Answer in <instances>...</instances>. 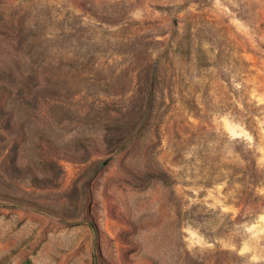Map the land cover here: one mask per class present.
<instances>
[{
  "label": "rangeland",
  "instance_id": "rangeland-1",
  "mask_svg": "<svg viewBox=\"0 0 264 264\" xmlns=\"http://www.w3.org/2000/svg\"><path fill=\"white\" fill-rule=\"evenodd\" d=\"M0 264H264V0H0Z\"/></svg>",
  "mask_w": 264,
  "mask_h": 264
}]
</instances>
